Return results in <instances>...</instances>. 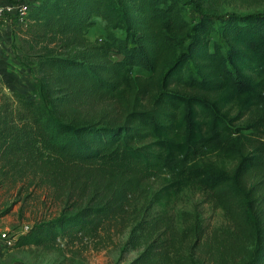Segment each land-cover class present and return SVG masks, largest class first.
Segmentation results:
<instances>
[{
    "label": "trees",
    "instance_id": "1",
    "mask_svg": "<svg viewBox=\"0 0 264 264\" xmlns=\"http://www.w3.org/2000/svg\"><path fill=\"white\" fill-rule=\"evenodd\" d=\"M21 1L34 94L0 81V159L63 190L65 207L11 247L112 225L127 229L121 253L138 251L128 264H264V190L246 180L264 174V141H228L237 114L264 127V10L237 9L257 0ZM188 190L226 222L174 211Z\"/></svg>",
    "mask_w": 264,
    "mask_h": 264
},
{
    "label": "rangeland",
    "instance_id": "2",
    "mask_svg": "<svg viewBox=\"0 0 264 264\" xmlns=\"http://www.w3.org/2000/svg\"><path fill=\"white\" fill-rule=\"evenodd\" d=\"M237 9L239 12L262 11L264 0H257L248 7ZM102 25V22L96 23L89 32L90 39L99 37ZM26 28L27 24L0 22V54L6 59L7 71L15 76V73L21 69L16 58L18 52L22 51L33 58V54L37 51V47L32 48L24 39ZM26 75L29 76L30 73ZM25 79L29 84L28 87L31 88L32 77ZM0 81L7 93L12 91L5 89L7 86H4L1 75ZM23 84L25 82H22ZM26 88L25 84L22 89L26 90ZM26 92L29 95L31 93L29 90ZM237 113L238 108H232L230 116H235ZM236 117L232 126L233 130L238 128V131L233 132L228 141L238 144L245 139V135L257 138L256 143L264 141V127L261 132H251L250 129L242 128L245 116L240 117L237 114ZM230 154L224 157L212 154L210 157L220 166L231 168L234 164V155L230 156ZM20 166L19 162L11 168V162L7 163L0 159V264H128L137 255L138 251L121 253L123 242L127 237V229L118 233L112 225L100 229L96 238L87 239L78 233L73 234L75 237L72 236L74 239L71 242L66 235H59L56 239L58 246L55 249H46L36 245L11 247L9 242H12L19 234L26 232L37 222L57 217L65 207L63 190L49 188L40 179L38 172L30 168H26L23 172ZM246 180L249 184L259 182L264 190L263 173L250 171L246 175ZM204 201L203 195L188 190L178 197L174 211L181 208L192 211L196 207L203 212L202 215L209 227L224 224L226 222L224 211L217 207L219 205L216 202L210 204ZM74 209L73 207L64 213H71Z\"/></svg>",
    "mask_w": 264,
    "mask_h": 264
},
{
    "label": "built area",
    "instance_id": "3",
    "mask_svg": "<svg viewBox=\"0 0 264 264\" xmlns=\"http://www.w3.org/2000/svg\"><path fill=\"white\" fill-rule=\"evenodd\" d=\"M29 8L30 5L21 0L0 1V22H15L21 25H25L26 14ZM17 57L16 58L18 59V64L21 66L22 71L25 73H29L30 69L27 67V62L24 57H22L21 53L18 52ZM9 244H11V242H9Z\"/></svg>",
    "mask_w": 264,
    "mask_h": 264
},
{
    "label": "crops",
    "instance_id": "4",
    "mask_svg": "<svg viewBox=\"0 0 264 264\" xmlns=\"http://www.w3.org/2000/svg\"><path fill=\"white\" fill-rule=\"evenodd\" d=\"M12 24H15V22H12ZM18 51V50H17ZM5 58L2 54H0V75H1V78L4 82V86H7L5 87L8 88L7 90H17L21 93H27L26 92L27 90L31 91L30 95L29 96H32L34 94V89H33V86L31 85V88L28 87V83L26 82V77H29L28 75H26L25 72L22 71V69L18 70V73H15L16 76L12 73V72H9L7 71L6 69V63H5ZM22 82H25L26 84V90L25 89H22V87L24 86L25 87V84L22 85Z\"/></svg>",
    "mask_w": 264,
    "mask_h": 264
}]
</instances>
